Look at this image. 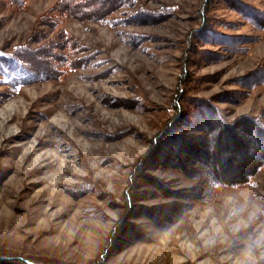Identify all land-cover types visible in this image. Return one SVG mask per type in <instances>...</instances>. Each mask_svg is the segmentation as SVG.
I'll use <instances>...</instances> for the list:
<instances>
[{"label": "rangeland", "instance_id": "374dc122", "mask_svg": "<svg viewBox=\"0 0 264 264\" xmlns=\"http://www.w3.org/2000/svg\"><path fill=\"white\" fill-rule=\"evenodd\" d=\"M60 1L27 0L13 10L0 3V50L27 45V61L49 64L35 51L49 53L61 29L86 49L63 77L21 86L1 70L0 256L38 264H264V169L249 184L206 190L197 163L190 174L155 160L143 173L135 167L172 117L178 91L190 104L245 90L236 83L264 64V31L234 6L263 9L260 1L209 0L204 25L202 0H89L55 30ZM215 35L248 49L231 53ZM245 91L241 104H217L228 122L245 114L264 120V85ZM155 207L161 212L149 214Z\"/></svg>", "mask_w": 264, "mask_h": 264}, {"label": "trees", "instance_id": "16d2710c", "mask_svg": "<svg viewBox=\"0 0 264 264\" xmlns=\"http://www.w3.org/2000/svg\"><path fill=\"white\" fill-rule=\"evenodd\" d=\"M26 1L0 0V3L4 8L13 10L23 8ZM88 1L61 0L60 6L62 10L61 13H56L55 25H52V29H60V24L64 17L74 18L75 12L84 11L87 8L85 5ZM123 1L118 0V5L122 4ZM259 1L263 9L248 7L241 3H237L234 7L252 28L264 31V0ZM202 2L204 10L201 12L200 19L202 20V24L205 25L209 0H202ZM109 5L105 6V10L112 12L113 8L111 6L114 4ZM99 22L104 23L105 21L100 19ZM121 22L126 23L124 20L117 19L111 21L115 26L120 25ZM113 24L112 26H114ZM202 29L194 30V32H201ZM53 32L55 34L50 40V52L48 53L49 50L47 51L45 48L35 51L36 54L42 55V58L45 56L50 62H47L49 64H38L33 58H30L32 59L31 62L27 61L22 55L23 49L29 48L27 45L14 47L5 51L0 50V75H2V68H5L11 76L17 79L18 84L26 86L45 81L49 78L63 77L76 71L79 68L80 62L83 61L79 55L82 51H86L85 46H79L62 29ZM60 32L64 35L62 36ZM191 34L193 36V32ZM189 37L192 39L190 35ZM221 37L215 35L216 40H219V38L226 40V49L231 53L237 51L244 52L248 49L247 46L244 48L238 47L237 43L232 41V38ZM242 39H244L242 42L246 41V38ZM44 47H48V45L46 44ZM73 56L75 57L72 58ZM84 59L86 61V58ZM34 63L40 65L42 67L41 70L33 68L32 65ZM188 75V69L185 68L183 76L186 77ZM236 84L249 91L256 88L258 84L264 85V64L258 67L252 74L242 77ZM245 90L215 95L209 100H193L190 104L188 103L190 98L186 95V90L178 91V96L176 95L173 104L172 117L168 119L158 138L151 140V154L141 158L137 162L139 166L136 163V171L143 173V169H146L151 160H155L157 164L164 166L178 165L180 170L186 172H188V168L193 172L192 166H194V163H197L199 166L195 169L203 174V181L207 183L206 190L238 187L252 182L258 172L264 169L263 117H253L245 114L236 118L234 122H228L222 111L217 107L218 103L241 104L245 99ZM184 102L186 103L183 104ZM195 106H197L196 109ZM188 107L191 108L190 111ZM194 109L196 111L193 112ZM184 123L186 126H184ZM181 128L184 130H181ZM185 130L188 131L185 132ZM190 131H195L198 135H186L190 134ZM164 144L166 145L164 146ZM188 174L190 173L188 172ZM166 191L162 190L161 192L166 193ZM169 191L174 194L171 190ZM161 209L162 207L151 208L148 213L158 214L161 212ZM166 215L168 217V214ZM121 225V222L117 224V228ZM0 264L38 263L22 258L0 256Z\"/></svg>", "mask_w": 264, "mask_h": 264}]
</instances>
